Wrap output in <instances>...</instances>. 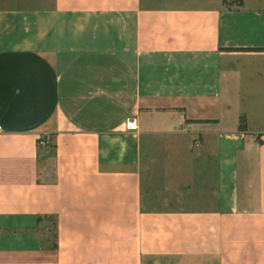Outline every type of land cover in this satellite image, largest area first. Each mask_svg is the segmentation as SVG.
Segmentation results:
<instances>
[{
  "label": "crops",
  "instance_id": "crops-1",
  "mask_svg": "<svg viewBox=\"0 0 264 264\" xmlns=\"http://www.w3.org/2000/svg\"><path fill=\"white\" fill-rule=\"evenodd\" d=\"M0 125V264H264V0H0Z\"/></svg>",
  "mask_w": 264,
  "mask_h": 264
},
{
  "label": "rangeland",
  "instance_id": "rangeland-1",
  "mask_svg": "<svg viewBox=\"0 0 264 264\" xmlns=\"http://www.w3.org/2000/svg\"><path fill=\"white\" fill-rule=\"evenodd\" d=\"M40 225L41 226L39 227V230L41 231V233H45V234L47 233L46 237L48 236L50 239H52L54 235V229H55L53 221H51L50 219L41 221Z\"/></svg>",
  "mask_w": 264,
  "mask_h": 264
},
{
  "label": "trees",
  "instance_id": "trees-1",
  "mask_svg": "<svg viewBox=\"0 0 264 264\" xmlns=\"http://www.w3.org/2000/svg\"><path fill=\"white\" fill-rule=\"evenodd\" d=\"M239 127H240L241 129H244V128H245V118H244V117H241V122H240ZM52 135H53V133L50 134L51 140H52ZM47 137H48L47 135H45V136H43V137H39V139H38V144L40 145V141H41V140H46V141H47ZM51 146H53V145H51ZM49 218H50L51 221H53V223H54V228H55V224H56L55 219H53V217H49Z\"/></svg>",
  "mask_w": 264,
  "mask_h": 264
},
{
  "label": "built area",
  "instance_id": "built-area-1",
  "mask_svg": "<svg viewBox=\"0 0 264 264\" xmlns=\"http://www.w3.org/2000/svg\"><path fill=\"white\" fill-rule=\"evenodd\" d=\"M127 125H128V127H133V125L131 123H128ZM0 129H1V125H0Z\"/></svg>",
  "mask_w": 264,
  "mask_h": 264
}]
</instances>
